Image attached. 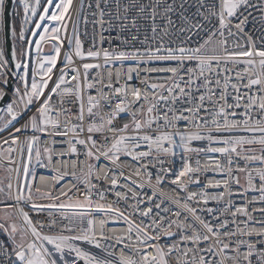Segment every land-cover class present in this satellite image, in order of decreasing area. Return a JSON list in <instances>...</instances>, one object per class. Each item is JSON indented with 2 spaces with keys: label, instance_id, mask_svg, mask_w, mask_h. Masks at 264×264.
<instances>
[{
  "label": "snow or ice",
  "instance_id": "6c2138e0",
  "mask_svg": "<svg viewBox=\"0 0 264 264\" xmlns=\"http://www.w3.org/2000/svg\"><path fill=\"white\" fill-rule=\"evenodd\" d=\"M0 264H264V0H0Z\"/></svg>",
  "mask_w": 264,
  "mask_h": 264
},
{
  "label": "built area",
  "instance_id": "2783aa9c",
  "mask_svg": "<svg viewBox=\"0 0 264 264\" xmlns=\"http://www.w3.org/2000/svg\"><path fill=\"white\" fill-rule=\"evenodd\" d=\"M209 175H211V174H209Z\"/></svg>",
  "mask_w": 264,
  "mask_h": 264
}]
</instances>
